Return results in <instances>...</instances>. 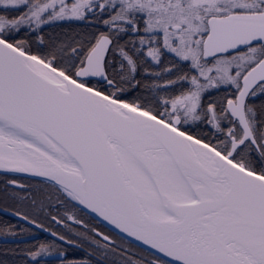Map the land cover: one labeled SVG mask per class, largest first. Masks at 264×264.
Listing matches in <instances>:
<instances>
[{
	"label": "snow or ice",
	"instance_id": "snow-or-ice-1",
	"mask_svg": "<svg viewBox=\"0 0 264 264\" xmlns=\"http://www.w3.org/2000/svg\"><path fill=\"white\" fill-rule=\"evenodd\" d=\"M0 184L24 264H264V0H0Z\"/></svg>",
	"mask_w": 264,
	"mask_h": 264
},
{
	"label": "flooded vegetation",
	"instance_id": "flooded-vegetation-1",
	"mask_svg": "<svg viewBox=\"0 0 264 264\" xmlns=\"http://www.w3.org/2000/svg\"><path fill=\"white\" fill-rule=\"evenodd\" d=\"M2 184H0V189H2ZM17 208V204L15 201H13L11 198H9L6 193L2 190H0V210L7 209V212H12ZM21 211H27L32 217L38 222L43 224L46 228H53L56 231H63L62 227H56L53 224H50V215H59L61 214L62 210H57L55 208L52 209H45V212H38L36 210H33L30 207H26L21 209ZM0 223H11V224H21L26 229H30V233H25L23 235L20 234L19 228L14 229V231L17 233V235H4L0 233V261H3L4 264H24V258L21 253V249H24L26 247L32 246V244L38 242V241H45V240H51L49 234L42 233L38 230H35L31 228L30 226L24 225L11 217L2 215L0 213ZM89 223H92V221H89ZM105 230V229H101ZM28 241H22V242H6L4 240H27ZM49 259V258H47ZM51 264H58V262L51 261Z\"/></svg>",
	"mask_w": 264,
	"mask_h": 264
},
{
	"label": "water",
	"instance_id": "water-1",
	"mask_svg": "<svg viewBox=\"0 0 264 264\" xmlns=\"http://www.w3.org/2000/svg\"><path fill=\"white\" fill-rule=\"evenodd\" d=\"M0 213H1L2 215H5V216H8V217H11L12 219H14V220H16V221H18V222H20V223H22V224H24V225L30 226L31 228H33V229H35V230H38V231H40V232H42V233L49 234V233H47V232H43V231H41L39 228H36V227L33 226V225H28V224H25L23 221L18 220L17 217H15L14 215H11V214H10L11 212H6V211H4V210H0ZM4 241H6V242H22V241H28V239H27V240H4ZM49 259H50V258H49Z\"/></svg>",
	"mask_w": 264,
	"mask_h": 264
},
{
	"label": "trees",
	"instance_id": "trees-1",
	"mask_svg": "<svg viewBox=\"0 0 264 264\" xmlns=\"http://www.w3.org/2000/svg\"><path fill=\"white\" fill-rule=\"evenodd\" d=\"M58 32H62V31H80V30H84L83 26H76L73 25L71 26V28H69L68 26H63L62 28H55Z\"/></svg>",
	"mask_w": 264,
	"mask_h": 264
},
{
	"label": "rangeland",
	"instance_id": "rangeland-1",
	"mask_svg": "<svg viewBox=\"0 0 264 264\" xmlns=\"http://www.w3.org/2000/svg\"><path fill=\"white\" fill-rule=\"evenodd\" d=\"M50 31L58 32L56 29H51ZM23 208H26V207H21V209H23Z\"/></svg>",
	"mask_w": 264,
	"mask_h": 264
}]
</instances>
